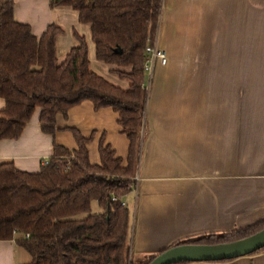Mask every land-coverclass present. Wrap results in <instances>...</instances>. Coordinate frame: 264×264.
I'll return each instance as SVG.
<instances>
[{"label": "crops", "instance_id": "0c3cea01", "mask_svg": "<svg viewBox=\"0 0 264 264\" xmlns=\"http://www.w3.org/2000/svg\"><path fill=\"white\" fill-rule=\"evenodd\" d=\"M14 19L41 36L54 24L56 56L63 61L76 34L88 46L90 68L125 89L116 66L98 61L87 24L68 6L50 0H13ZM157 45L168 57L145 74L144 129L133 185L123 202L130 210L132 255L143 259L177 242L244 229L264 221V0H162ZM5 100L0 97V111ZM37 107L17 140L0 141V166L36 174L53 147L78 148L100 165V146L126 165L129 141L118 113L90 101L56 117L44 134ZM137 178V181H135ZM97 206V205H96ZM15 239L0 241V264H29ZM264 264V249L224 262Z\"/></svg>", "mask_w": 264, "mask_h": 264}, {"label": "trees", "instance_id": "16d2710c", "mask_svg": "<svg viewBox=\"0 0 264 264\" xmlns=\"http://www.w3.org/2000/svg\"><path fill=\"white\" fill-rule=\"evenodd\" d=\"M161 3L50 0L52 8L71 7L79 22L89 26L96 59L116 66L113 72L128 82L122 89L90 68L83 36L76 34L77 45L59 62L56 36L61 28L51 24L37 37L14 19V1L0 0V97L5 100L0 141L17 140L37 107L41 131L53 135L56 117L66 118L83 101L117 112L121 133L129 141L125 166L103 146L100 165H91L87 141L77 132V150L54 146L52 158L36 174L20 172L12 164L0 166V241L15 239L30 256L29 264H149L165 251L143 259L132 255L130 210L122 206L138 165L147 99L142 85L145 46L157 34ZM93 203L98 213H91ZM262 229L264 221L170 248L233 243Z\"/></svg>", "mask_w": 264, "mask_h": 264}, {"label": "water", "instance_id": "95a60500", "mask_svg": "<svg viewBox=\"0 0 264 264\" xmlns=\"http://www.w3.org/2000/svg\"><path fill=\"white\" fill-rule=\"evenodd\" d=\"M262 249L264 229L248 238L228 244L175 246L157 255L149 264L223 262L246 257Z\"/></svg>", "mask_w": 264, "mask_h": 264}, {"label": "built area", "instance_id": "2783aa9c", "mask_svg": "<svg viewBox=\"0 0 264 264\" xmlns=\"http://www.w3.org/2000/svg\"><path fill=\"white\" fill-rule=\"evenodd\" d=\"M156 37L157 36L155 35V37L149 40V42L145 46V58H144L143 67L145 74L148 76V82L151 81L155 65L156 64L165 65L168 62L167 54L162 48H160L157 45ZM142 85L146 89V85L144 83H142ZM47 163L48 161L43 162L44 165H46ZM135 181H137V178H135ZM112 200L114 201L115 198H112ZM122 206H125L124 202L122 203ZM28 237H29L28 235L25 236L26 239Z\"/></svg>", "mask_w": 264, "mask_h": 264}, {"label": "rangeland", "instance_id": "374dc122", "mask_svg": "<svg viewBox=\"0 0 264 264\" xmlns=\"http://www.w3.org/2000/svg\"><path fill=\"white\" fill-rule=\"evenodd\" d=\"M99 212V209H98V207L96 206V204L95 203H93L92 204V208H91V213H98ZM197 238H199V236L198 237H194V238H190V240H195V239H197Z\"/></svg>", "mask_w": 264, "mask_h": 264}]
</instances>
